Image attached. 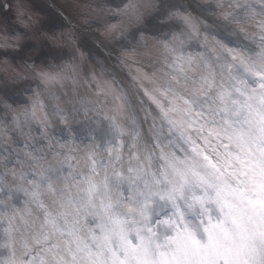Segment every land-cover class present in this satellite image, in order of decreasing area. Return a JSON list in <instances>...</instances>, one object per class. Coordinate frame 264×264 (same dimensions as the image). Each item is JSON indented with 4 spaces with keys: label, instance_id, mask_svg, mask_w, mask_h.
Segmentation results:
<instances>
[{
    "label": "snow or ice",
    "instance_id": "6c2138e0",
    "mask_svg": "<svg viewBox=\"0 0 264 264\" xmlns=\"http://www.w3.org/2000/svg\"><path fill=\"white\" fill-rule=\"evenodd\" d=\"M212 7L255 46L217 32L218 47L193 56L176 33L163 40L167 70L141 85L155 107L143 108L147 130L107 81L96 99L37 93L0 128V264H264V0ZM145 8L130 0L126 14L141 23Z\"/></svg>",
    "mask_w": 264,
    "mask_h": 264
},
{
    "label": "rangeland",
    "instance_id": "374dc122",
    "mask_svg": "<svg viewBox=\"0 0 264 264\" xmlns=\"http://www.w3.org/2000/svg\"><path fill=\"white\" fill-rule=\"evenodd\" d=\"M129 2L130 0H0V29L6 39L2 43L3 47H0V60L6 61L11 68L18 70L23 64V68L30 71L39 67L57 72V67L61 64L59 58L64 59L69 53L79 49L84 58L78 68L84 70L86 64L92 63L106 75L114 77L115 71L112 68L120 67L116 60L120 59V55L149 51L148 55L139 58L138 65L144 72L152 73L156 70L161 50L150 49L163 45V40L182 29V24L176 17L166 19L170 11H180L181 16L186 15L191 18L196 16L201 31L211 37L219 32L223 38L222 42L240 40L246 45L255 46L254 40L245 39L239 32L233 34L224 30L218 18V11L212 7L215 0H143L146 5L143 24L127 34L125 29L132 22L126 14V5ZM52 18L57 21L58 26L47 24ZM120 18L124 20L120 29L109 31L110 26L119 24ZM246 28L249 33L257 31L251 25ZM122 31L123 33L119 34ZM69 32L71 35L68 34ZM132 34H135V39L129 38ZM69 39H72L73 45L70 44ZM212 44L213 47H218L215 43ZM193 45L196 47L195 44ZM120 52L123 53L119 54ZM161 62H158L159 67ZM71 66L73 65L69 62V67ZM67 68L68 66L63 67V69ZM141 70L138 75L143 72ZM120 81L124 93L132 101V110L140 119L139 111L142 110V106L140 107L138 102L141 99L145 100L143 92L139 87L129 83L127 74L123 75ZM37 88L35 81L25 80L21 74L5 77L0 72V128L6 124L12 127V117L28 108L27 99L32 98V92ZM61 93L57 92V97L63 104L76 96V89H71L70 95L68 91ZM49 96H54L52 88L47 90L44 99H48ZM77 97H89L88 91L82 94L79 91ZM48 111L50 112L51 109L49 108ZM97 117L100 116L98 114L93 116L94 119ZM82 119L83 117L77 118V120ZM52 120L55 122L50 123L51 126L58 124V129L55 125L51 127V131L60 134L59 131L64 126L57 120ZM140 121L146 130L148 123L142 119ZM73 123L77 121L74 120ZM37 127L38 125L32 126L31 135L39 138ZM77 127L80 140L88 141L89 129L82 128L79 123ZM60 137L63 136L60 134ZM11 142L9 140V143ZM79 142L77 140L78 144Z\"/></svg>",
    "mask_w": 264,
    "mask_h": 264
}]
</instances>
